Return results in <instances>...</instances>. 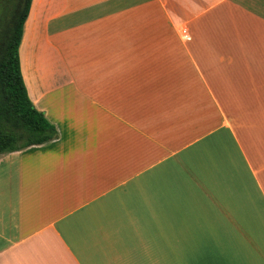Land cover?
Here are the masks:
<instances>
[{"label":"crops","instance_id":"obj_1","mask_svg":"<svg viewBox=\"0 0 264 264\" xmlns=\"http://www.w3.org/2000/svg\"><path fill=\"white\" fill-rule=\"evenodd\" d=\"M20 64L0 264H264V0H32Z\"/></svg>","mask_w":264,"mask_h":264},{"label":"trees","instance_id":"obj_2","mask_svg":"<svg viewBox=\"0 0 264 264\" xmlns=\"http://www.w3.org/2000/svg\"><path fill=\"white\" fill-rule=\"evenodd\" d=\"M1 3L5 12H0V154L59 137L56 126L32 103L21 70L20 45L32 0Z\"/></svg>","mask_w":264,"mask_h":264},{"label":"rangeland","instance_id":"obj_3","mask_svg":"<svg viewBox=\"0 0 264 264\" xmlns=\"http://www.w3.org/2000/svg\"><path fill=\"white\" fill-rule=\"evenodd\" d=\"M4 5L2 4V3H0V12H5L4 11ZM2 10V11H1ZM184 229L185 228H175V230H176V233H177V235H181V232L182 231H184ZM187 230H191V233L189 234V233H187V235H191L192 236V228H187ZM181 245H183V244H177L175 247H177V246H181ZM186 245H188V247H191L192 248V243H190V244H186ZM183 261V260H182ZM186 261V260H185Z\"/></svg>","mask_w":264,"mask_h":264},{"label":"flooded vegetation","instance_id":"obj_4","mask_svg":"<svg viewBox=\"0 0 264 264\" xmlns=\"http://www.w3.org/2000/svg\"><path fill=\"white\" fill-rule=\"evenodd\" d=\"M0 3H1V0H0Z\"/></svg>","mask_w":264,"mask_h":264}]
</instances>
